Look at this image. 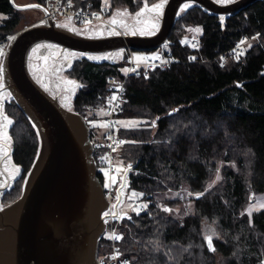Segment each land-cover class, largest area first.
Returning <instances> with one entry per match:
<instances>
[{"label":"trees","instance_id":"16d2710c","mask_svg":"<svg viewBox=\"0 0 264 264\" xmlns=\"http://www.w3.org/2000/svg\"><path fill=\"white\" fill-rule=\"evenodd\" d=\"M119 1L136 11L144 2L157 0H94L92 8L106 6L110 14ZM0 12V36L15 32L22 10L0 0ZM190 25L201 27L199 50L184 42ZM243 37L249 41L238 60L230 48ZM166 46L165 52L177 62L151 68L147 76L130 74L127 101L115 115L138 120L136 126L116 125L123 143L115 151V161L122 164L123 173L130 168L126 192L134 190L150 200L145 211L130 210L117 220L120 250L129 264H264V208L247 213L249 195L264 196V0L227 16L199 5L185 9ZM190 54L196 61H187ZM123 59L79 58L67 70L81 82L72 108L89 126L103 187L106 170L100 160L108 147L105 134L97 139L90 123L99 118L94 110L106 105L107 77L124 76ZM4 111L12 121L11 159L20 169L1 195V202L9 204L22 194L40 140L13 98L5 101ZM217 170L222 178L210 186ZM180 188L192 194V211L181 219L171 210L178 198L159 195ZM155 196H160L158 201H153ZM204 222L217 235L214 250L206 245ZM109 250V240L101 235L99 258Z\"/></svg>","mask_w":264,"mask_h":264},{"label":"water","instance_id":"95a60500","mask_svg":"<svg viewBox=\"0 0 264 264\" xmlns=\"http://www.w3.org/2000/svg\"><path fill=\"white\" fill-rule=\"evenodd\" d=\"M9 1L17 10L36 8L48 14L38 2ZM254 1L163 0L158 3L163 4L159 28L151 34L86 36L58 26L50 16L14 33L3 56V76L12 98L36 127L40 144L22 194L0 207V264H100L99 239L110 203L97 176L85 119L60 104L32 77L27 65L31 48L46 42L82 53L154 50L167 43L179 9L186 3V9L199 5L227 16Z\"/></svg>","mask_w":264,"mask_h":264},{"label":"rangeland","instance_id":"374dc122","mask_svg":"<svg viewBox=\"0 0 264 264\" xmlns=\"http://www.w3.org/2000/svg\"><path fill=\"white\" fill-rule=\"evenodd\" d=\"M17 4H24L29 3L34 0H14ZM163 0H157L152 3L144 2L143 5L136 11H130L129 8L123 2H116L113 6L112 11L110 14L106 16V20H108L109 24L103 23L101 21H82L78 22L77 20L61 17L58 16L55 18V22L58 26L67 28L73 32L80 33L86 36H99V35H107V34H114V33H138V34H151L154 33L160 24V17L162 15V10L159 14L155 11H152L154 5H157L159 2ZM220 2H224V0H219ZM43 4L46 7H49V4L46 0H42ZM108 3V2H107ZM185 8L182 6L179 9L178 16H180L184 12ZM22 20L17 25V30L30 25L35 22H43L40 21L43 17V12L36 8L25 9L22 10ZM4 17V15L0 12V20ZM116 20L117 23L113 24L112 21ZM156 25L154 28L153 25ZM16 30V31H17ZM15 31V32H16ZM13 32V33H15ZM201 36V27L198 25H190L187 27L184 42L189 41L192 45L193 40L200 41ZM167 44V43H166ZM166 44L159 46L154 50H133L130 49H122L116 51H108L103 53H82L77 52L69 49H65L62 53L66 55L67 61H63L60 53V47L58 46L56 49L50 48L49 45H45L43 43H38L34 45L30 52H29V63L28 70L32 76H35L41 83H43L48 93L56 96L72 100V96L74 97L73 90H78L81 87V82L71 77L67 70L72 65L73 61L79 58H87L95 56V57H108L107 59H90L93 61H107V62H120L126 55V50L128 51V56L124 58V63L126 64V59L133 55V58L136 62L144 61V60H136V57H148L152 58L154 56L164 57L165 56V49L167 48ZM43 46L42 54L38 57H34L32 54L33 52L38 53L37 49ZM46 46V47H45ZM35 49V51H34ZM5 53V52H4ZM4 53H0V69L3 68L2 61ZM39 54V53H38ZM60 68V72H57V69ZM126 65L122 67L124 71ZM61 77L63 80H67L70 78L72 80L71 86L66 87L65 84H60V82L55 81L57 77ZM59 81H61L59 79ZM53 82V83H52ZM77 92V91H76ZM12 98L11 90L6 86V82L3 76V69L0 70V190H3V187L7 186L6 190L10 188L11 183H13L14 179L17 177L19 173V167L15 165L11 159V152H12V141L9 135V126L5 117L8 120L10 118L4 111V103L7 99ZM70 110L74 111L73 108H69ZM94 112L98 115V119L91 121V125L93 124L95 127V137L97 139L103 138V133H105V128H107V123L104 120L106 116V109L105 107H101L99 109H95ZM138 120L127 118V119H115V125H126L131 126L132 123L137 125ZM6 125V128H5ZM89 127V126H88ZM7 131V140L4 139V131ZM92 143V140L90 139ZM129 169V167L127 168ZM126 169V170H127ZM219 170V169H218ZM217 170V173L213 179V181L209 184L214 185L216 184L221 178L222 174L220 171ZM124 168L120 162L117 160L115 161V168L113 173V181L117 182L119 180V186L117 191V196L110 200L109 207L105 210V214H112L113 218H121L122 216L126 215L128 211L136 209V201L139 200H146L147 198L141 197L140 194L134 190L126 192L128 186V180L125 181L123 184V173ZM122 173V174H121ZM219 176V179L217 177ZM107 185L105 182L104 186ZM4 188V189H5ZM3 194V193H2ZM1 194V195H2ZM1 195H0V207L7 205L1 202ZM161 195L162 198H174L177 197L179 202L176 205L171 206V210L174 214L179 217L180 219L183 218L185 214H188L192 211V201L191 196L192 194L185 190V188H180L177 190H168ZM160 196H155L153 201H158ZM150 200L147 199L146 205L148 206ZM158 203V202H157ZM264 196H256L253 193L249 195V204L247 213L251 215L252 212L264 208ZM166 208H170V205H164ZM107 221V219H106ZM204 237L211 236L212 241L216 239V234L213 231V226L204 222ZM106 229V226H105ZM104 229L103 234L106 233ZM102 234V235H103ZM98 259L99 255H98ZM129 260V259H128Z\"/></svg>","mask_w":264,"mask_h":264},{"label":"built area","instance_id":"2783aa9c","mask_svg":"<svg viewBox=\"0 0 264 264\" xmlns=\"http://www.w3.org/2000/svg\"><path fill=\"white\" fill-rule=\"evenodd\" d=\"M49 4L48 14L43 15L40 21L46 22L47 17L55 20L58 16L69 17L71 19L82 21H101L109 24L106 20L109 9L106 6H100L99 9L92 8L94 0H46ZM14 33H7L0 36V53H4L9 45ZM257 37V35H254ZM249 41L248 38H241L231 48V54L238 60L242 59L244 54V45ZM192 47L195 50L200 49V41L193 40ZM164 57L158 56L159 59L149 58L144 61L136 62L133 55L126 59V68L123 71V77L108 76L107 82V100H106V116L104 117L107 123L105 128V139L108 147V152L100 160L101 164L106 170L107 186L104 187V192L109 202L117 196L118 186L117 182L113 181V173L115 168V151L123 139L116 134L115 115L123 108V104L127 101L126 96V79L130 74L144 76L148 75L149 69L158 67L164 69L170 64L177 62V59L171 57L170 51H166ZM223 55V54H222ZM188 62L196 61L192 54L187 56ZM115 97V99H113ZM146 200L136 201V211L142 212L147 209ZM110 204V203H109ZM106 233L103 234L107 237L110 244V250L99 259L100 264H129V260L124 256L119 247L120 239H115V236L122 237V233L117 228V220L120 218H113L112 214L106 216Z\"/></svg>","mask_w":264,"mask_h":264},{"label":"flooded vegetation","instance_id":"af4514ba","mask_svg":"<svg viewBox=\"0 0 264 264\" xmlns=\"http://www.w3.org/2000/svg\"><path fill=\"white\" fill-rule=\"evenodd\" d=\"M219 1V0H218ZM31 2H38V3H40V4H42V5H44L43 3H41L40 2V0H34V1H31ZM45 6V5H44ZM43 44H45V45H49V47L50 48H53V49H56L59 45H57V46H53L52 44H50V43H46V42H42ZM46 47V46H45ZM60 47V46H59ZM61 48V47H60ZM43 46H41V47H39L38 49H37V51H38V53H36V52H33V56L34 57H38V55L40 56L41 54H42V51H43ZM65 49H60L59 51H60V53H61V55H63V57H62V59H63V61H67L68 59L66 58V55H64V53H62L63 51H64ZM28 59H29V55H28ZM27 62L29 63V61L27 60ZM57 72H60V68H58L57 69ZM45 90H46V88H45V86L46 85H44L43 83H41L35 76H32ZM59 79L61 80V81H59ZM55 81H58V82H60V84H65V86L66 87H70L71 86V83H72V80L70 79V78H68L67 80H63L61 77H57L56 78V80ZM53 83V82H52ZM47 91V90H46ZM76 89H74L73 90V94L74 93H76ZM52 95V94H51ZM75 95V94H74ZM52 96H54L59 102H60V104H62L64 107H66V108H71L72 107V104H73V96H72V100H67V99H65V98H63V97H61V99H60V96H56V95H52ZM0 192H2V190H0Z\"/></svg>","mask_w":264,"mask_h":264},{"label":"snow or ice","instance_id":"6c2138e0","mask_svg":"<svg viewBox=\"0 0 264 264\" xmlns=\"http://www.w3.org/2000/svg\"><path fill=\"white\" fill-rule=\"evenodd\" d=\"M224 2H226V3L232 2V0H224ZM183 7L186 9L187 7H189V5L186 3ZM162 8H163V4L161 3V4L154 5L151 10L155 11L157 14H159L161 12ZM112 23L115 24V23H117V21L113 20ZM153 27L155 28L156 25L154 24ZM34 51H35V49H34ZM107 58L108 57H95V56L89 57V59H107ZM147 59H149V58L148 57H136V60H147ZM152 59H159V57L154 56V57H152ZM0 70H2V69H0ZM113 99H115V97H113ZM5 120L7 121V124L12 123V121L8 120L7 117H5ZM131 126H135L134 123H132ZM5 128H6V125H5ZM4 139L7 140V131L6 130L4 131ZM121 143H123V142H121ZM217 179H219V176L217 177ZM200 195H202V194H200ZM262 207H264V205H262ZM114 238L120 239L121 237L115 236ZM206 240L208 242L209 249L214 250V248L212 246V237L211 236L206 237Z\"/></svg>","mask_w":264,"mask_h":264}]
</instances>
